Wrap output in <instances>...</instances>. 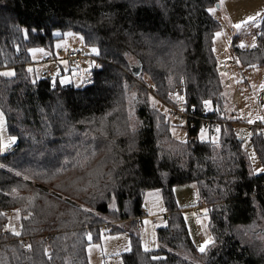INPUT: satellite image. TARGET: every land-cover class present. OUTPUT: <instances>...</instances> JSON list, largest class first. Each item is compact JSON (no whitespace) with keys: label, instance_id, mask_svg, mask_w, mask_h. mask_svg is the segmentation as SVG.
Masks as SVG:
<instances>
[{"label":"trees","instance_id":"16d2710c","mask_svg":"<svg viewBox=\"0 0 264 264\" xmlns=\"http://www.w3.org/2000/svg\"><path fill=\"white\" fill-rule=\"evenodd\" d=\"M219 2L0 0V72H15L0 76V111L18 137L15 151L0 158L6 166L0 213H22L19 235L3 232L0 215V264H89V234L98 238L107 222L136 230L153 191L162 194L167 227L157 231L151 252L132 233L124 264H264V172H253L235 122L225 115L213 49L221 26L207 11ZM57 32L80 34L99 49L92 57L98 69L82 88L62 87L52 77L33 80L28 71L30 49L54 54ZM235 51L244 67L264 63V18L256 46ZM180 86L193 117L211 102L206 116L220 124L217 144L201 142L202 122L190 127L197 140L173 138L167 114L153 100L169 104ZM251 135L264 168V136L258 129ZM191 184L214 240L203 254L174 193ZM107 227L111 234L126 230ZM18 238H28L30 248Z\"/></svg>","mask_w":264,"mask_h":264},{"label":"rangeland","instance_id":"374dc122","mask_svg":"<svg viewBox=\"0 0 264 264\" xmlns=\"http://www.w3.org/2000/svg\"><path fill=\"white\" fill-rule=\"evenodd\" d=\"M218 4L219 7L215 6L210 9H215L211 16L217 20L221 26V28L217 31L220 32L221 35L219 37L214 35L213 37V49L215 57L220 65L225 62L228 55V49H231L237 55L235 49L240 47L241 44L244 46L240 48L244 49H251L256 46V38L260 32V23L264 18V15L257 16V14H264V0H220ZM253 16H257L256 24L259 25L258 27L253 26L251 23H242L239 29L233 27L235 24L246 21L249 17ZM57 33H59V35L56 36H59L60 39L56 42V50L59 48H70L80 52L82 56L85 57L84 63L81 66L71 67L68 64L65 66L63 65L64 73L58 75V82L62 87L71 85L75 88H82L89 84L93 74L92 66L94 60L92 57L94 54L91 53V47L85 45L84 39H80V37H82L80 34L73 32H69L72 35H69L68 32L64 34H61L60 32ZM33 49H37L39 51L33 52ZM33 49H30L29 51L32 63L28 66V71L30 72L33 80H38L45 77V74L48 73V71H55L57 64L44 62V58L50 54L47 50L43 48ZM237 57L239 58L238 55ZM239 61L241 63L240 58ZM131 64L132 66L137 65L138 62L136 60H132ZM239 69V79H233L232 82L230 74H228L226 70H220L219 67L220 78L222 80L224 90L225 115L230 121L235 122V131L243 140V147L246 150L249 159L253 154L255 155L254 160L250 159L253 172L260 173L258 170L262 168V165L251 145L252 135L246 134L244 131L248 128V126L254 125L256 122H261V132L264 136V120L261 119V117H264V66L255 65L252 67H244L241 63V67H239ZM54 79H56V77H54ZM143 83L146 85H152L148 76H144ZM175 92L176 93H174L171 97L173 101L177 100V96H179L178 90ZM155 103L158 109L167 114L171 123L170 132L173 138L178 141L187 140L188 133L183 129L181 120H179L177 116L170 114L167 106L162 104L160 101H156ZM206 109L212 110V104L210 103ZM250 120L252 121L251 123H249ZM202 130L203 141H212L213 139L216 141L218 140V134L210 135L204 127L201 129L199 134L200 140ZM10 136L11 135L9 134L6 122L4 129L0 131V138L3 139L5 144H7ZM17 142L15 144H17ZM15 144H9L7 148L1 149L2 155L0 158ZM0 165H3L1 161ZM0 168L6 169V166L3 165V167ZM51 191L52 190H50V192ZM196 202L198 203V201ZM1 213H3L2 217L4 220L3 232H11L13 234L11 230H8L10 228L20 234L22 219L20 209L5 210ZM200 213L202 217L206 218L205 221L208 223L209 220L208 217L205 216V211L203 210ZM183 215L186 217L185 214ZM110 223L112 222H107V224L102 227V231L100 232V236L98 238L94 239L91 236L90 244L87 246L86 250L89 264H124V254L132 250L131 235L132 233H135L139 236V232L137 231L140 230L136 228L137 231H135L133 228H130V231H128L126 229L130 225L128 223L125 226H123L124 223L122 222L115 224ZM108 225L122 226L126 230L124 229L125 231L111 234L106 231ZM138 225L141 227L140 223L137 221V226ZM27 240L28 238H18L17 242L23 244L25 249H29L31 245L30 243H26Z\"/></svg>","mask_w":264,"mask_h":264},{"label":"crops","instance_id":"0c3cea01","mask_svg":"<svg viewBox=\"0 0 264 264\" xmlns=\"http://www.w3.org/2000/svg\"><path fill=\"white\" fill-rule=\"evenodd\" d=\"M47 57L44 58V62ZM67 64L71 67L75 66L72 62L62 59L57 63L55 71H50L52 72V78H57L58 75L63 74V65L65 66ZM219 67L220 70H226L227 73L230 74L232 82L233 79H239V68L232 69L224 63L220 64ZM174 193L178 207L182 208V213L186 215V217L183 216L186 218L185 221L188 229H190L189 233L193 243L198 247L203 244L206 239L210 238L213 240L208 227L209 221L206 223V218L202 217L200 213L204 208L197 206L198 203L196 201H198L199 195L196 185L178 186L174 189ZM143 210L144 216L140 218L139 222L142 229L140 231H137L136 229L135 231L139 232L143 250L144 244L147 243L149 248V251L147 252H151L158 246L156 238L157 231L167 227L168 212L166 211L162 194L159 191L148 193L145 198ZM145 221H147V224L144 223Z\"/></svg>","mask_w":264,"mask_h":264},{"label":"built area","instance_id":"2783aa9c","mask_svg":"<svg viewBox=\"0 0 264 264\" xmlns=\"http://www.w3.org/2000/svg\"><path fill=\"white\" fill-rule=\"evenodd\" d=\"M21 53H24V52L22 51ZM227 53L228 55L226 57L224 64L229 66L232 69L241 67V63L237 55L231 49H228ZM62 59L72 62L75 66H81L84 62V56H82L80 52L72 50L70 48H65V49L63 48V49L55 50V53L50 54L45 59V62L50 63V64H57ZM97 65L98 63L97 61H95L92 66V69L97 70L98 69ZM260 66H264V63ZM45 77H52V72L48 71V73L45 74ZM149 90H151L152 93L156 94V90L153 89L152 87H149ZM183 91H184L183 86L178 87L179 99L174 100V101L172 99V101L169 104H164V105L167 106V109L170 114L177 116L179 120H181L183 129L186 130L188 133L187 140H197L198 139L197 136L192 135V133L190 132V127H193L194 126L193 124L197 122H202L203 123L202 128L204 127L205 129H207L210 135L219 134L220 124L217 121H213L206 116L207 111H208L207 109H205L202 113H200V115H198L200 117H193L194 115H197L196 110L195 108L188 109L186 102H185V97L183 95ZM217 128H219V132L216 131ZM255 129H258L261 132L262 130L261 122H256L254 125L248 126V128L244 131V133L252 134ZM15 149L16 147H12L10 150L13 151ZM1 151L2 150L0 149V156L2 155ZM137 221L140 222V218H138ZM137 229L141 230V227L138 225Z\"/></svg>","mask_w":264,"mask_h":264},{"label":"snow or ice","instance_id":"6c2138e0","mask_svg":"<svg viewBox=\"0 0 264 264\" xmlns=\"http://www.w3.org/2000/svg\"><path fill=\"white\" fill-rule=\"evenodd\" d=\"M207 11L209 12V14H212L215 11V9H208ZM261 15H264V14H259V13L257 14V16H261ZM257 16L249 17L246 21H242L241 23L235 24L233 27H235L236 29H239L241 27L242 23H251V24H253V26H257L258 27L259 25L256 24ZM25 34H27V30H25ZM56 35H59V33H56ZM69 35H72V34L69 33ZM214 35L216 37H219L221 35V33L220 32H216ZM80 39L83 40V37H80ZM243 46H244L243 44L240 45V47H243ZM253 46H255V45H253ZM32 51L35 52V51H39V50L33 49ZM91 53L94 54V55H99V49L96 48V47H91ZM14 75H15L14 70L0 72V76H3V77H11V76H14ZM124 87H125V90H127V87H128L127 84H125ZM177 98L179 99V96H177ZM153 103H155L154 100H153ZM203 103H204L205 107H208L211 102L205 100ZM129 118H131V117H129ZM261 119L264 120V117H261ZM251 122L252 121L250 120L249 123H251ZM5 123H6V121H5V114H4L3 111H0V131H2L4 129ZM216 131L219 132V128H217ZM17 140H18V137H16V136H10L9 139H8V143L5 144L4 141H3V139L0 138V149L7 148L9 146V144H15L17 142ZM201 142H203V130H202V134H201ZM211 142L213 144H217V141L215 139H213ZM250 159H253L254 160L255 159V155L253 154L252 157H250ZM77 163H80V161H77ZM0 167H3V165H0ZM258 171L259 172H264V168H261ZM15 174L16 175H20L19 172L15 173ZM24 178L25 179H28L29 177L26 175ZM89 186L96 187V185H91V184ZM103 194L104 193L101 192V195L102 196H103ZM115 199H116V192H115V189L113 188L112 189V192H111V202H114ZM82 210L84 212L90 211L88 208H83ZM112 210L115 211L116 209H112ZM0 215H3V213H0ZM144 223L147 224V221H145ZM8 230H11L14 235H19V233L15 232L14 229H10L9 228ZM90 239H91V236L89 234V240ZM213 243H214V240H211L210 238L209 239H206L203 244H201V245H199L197 247V251L200 252L201 254H203V253L206 252L207 247L210 244H213ZM144 250L146 252L149 251V248H148L147 243L144 244ZM153 259H159V257H153Z\"/></svg>","mask_w":264,"mask_h":264},{"label":"bare ground","instance_id":"6f19581e","mask_svg":"<svg viewBox=\"0 0 264 264\" xmlns=\"http://www.w3.org/2000/svg\"><path fill=\"white\" fill-rule=\"evenodd\" d=\"M13 147H16V145H14ZM11 148H12V147H11ZM11 148H9V149L7 150L6 154H9V153H12V152L15 151V150L11 151V150H10ZM16 148H17V147H16ZM1 153H2V151H1Z\"/></svg>","mask_w":264,"mask_h":264},{"label":"water","instance_id":"95a60500","mask_svg":"<svg viewBox=\"0 0 264 264\" xmlns=\"http://www.w3.org/2000/svg\"><path fill=\"white\" fill-rule=\"evenodd\" d=\"M216 6L219 7V4H217Z\"/></svg>","mask_w":264,"mask_h":264}]
</instances>
